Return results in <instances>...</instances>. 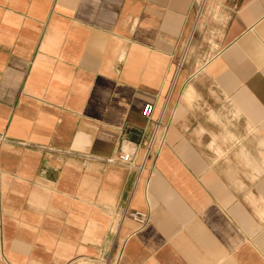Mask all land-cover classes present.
<instances>
[{"label": "crops", "instance_id": "0c3cea01", "mask_svg": "<svg viewBox=\"0 0 264 264\" xmlns=\"http://www.w3.org/2000/svg\"><path fill=\"white\" fill-rule=\"evenodd\" d=\"M205 2L0 0V264H264V0Z\"/></svg>", "mask_w": 264, "mask_h": 264}, {"label": "built area", "instance_id": "2783aa9c", "mask_svg": "<svg viewBox=\"0 0 264 264\" xmlns=\"http://www.w3.org/2000/svg\"><path fill=\"white\" fill-rule=\"evenodd\" d=\"M154 111L153 104H145L142 108V115L150 122L152 134L147 138H141L139 142H132L126 139L123 134L118 139V149L114 158L109 161L112 163L119 164L129 171H139L143 170L146 160L150 156H156L164 141V128L160 121H155L152 119V114ZM141 148L146 150V156L143 163L137 164L136 159ZM132 218L139 220L141 222L147 221V216L139 214L137 212L129 214ZM66 264H110L108 253H103L99 257L86 258L78 257L68 261ZM111 264H116L113 262Z\"/></svg>", "mask_w": 264, "mask_h": 264}, {"label": "rangeland", "instance_id": "374dc122", "mask_svg": "<svg viewBox=\"0 0 264 264\" xmlns=\"http://www.w3.org/2000/svg\"><path fill=\"white\" fill-rule=\"evenodd\" d=\"M216 1H220V0H206L204 6H205V7L207 6V8H205V10H203V12H202L201 15H200V19H199L200 24H201V21L203 20L204 13H205V12H209V11H211V10H210V6H213V4H214ZM201 19H202V20H201ZM202 23H204V22H202Z\"/></svg>", "mask_w": 264, "mask_h": 264}]
</instances>
